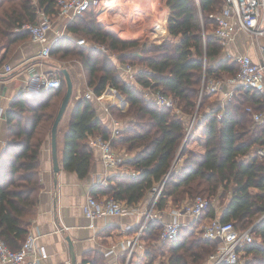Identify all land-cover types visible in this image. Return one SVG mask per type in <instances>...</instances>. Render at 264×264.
Wrapping results in <instances>:
<instances>
[{"label":"trees","instance_id":"obj_1","mask_svg":"<svg viewBox=\"0 0 264 264\" xmlns=\"http://www.w3.org/2000/svg\"><path fill=\"white\" fill-rule=\"evenodd\" d=\"M55 1L0 0V49L8 53L29 37L27 31L17 29L26 22L35 23L39 12L55 13ZM165 2L169 9L168 36L158 45L123 40L104 30L91 10L85 11L77 22L83 29L82 37L89 36L108 48L111 55L119 53V61L127 60L131 66L141 68L135 73V83L123 79L108 53L95 47L77 45L70 48L67 45V56H77L96 96L104 93V97L111 98L112 89H116L128 103L127 110L121 112V137L114 143L118 141L127 151L135 150L126 164L136 174L112 173L103 193L131 204L142 199L148 190L153 191L154 196L162 184L155 204L159 210L169 199L180 205L192 200L197 193L207 194L209 205L205 213L181 226L173 240L161 238L160 220H148L139 237L144 240L146 264H155L157 259L159 264H203L216 243L203 238L199 231L196 234V228L205 217H216V200L225 203L218 217L221 221H231L239 230L253 226L255 241L245 248L251 256L248 264H264V216L253 224L254 218L264 213V157L255 153L256 146H264V124L255 123L246 110L247 107L259 109L263 95L238 86L236 95L223 107H210L209 110L216 92L207 84L203 85L204 80L222 79L238 70V64L230 58L211 63L218 59L222 49L213 31L225 0ZM197 15L201 16L202 26ZM162 31L161 24L156 34ZM61 78V87L46 89L38 102L19 97L6 111L10 138L0 153V236L14 250L25 241L29 219L37 210L42 186L38 174L39 150L50 134L65 93L66 84ZM147 89L171 96L182 116L172 107L145 97ZM109 109L117 117L115 106ZM191 122L190 131L203 127V153L188 148L193 138L192 131L186 136ZM89 135L107 138L109 131L95 117L93 99L83 97L72 108L61 159L63 168L75 172L79 178L88 174L92 160ZM183 140L179 155L183 163L179 169H172ZM160 238L162 241L157 244ZM103 262L100 255L99 260L89 264Z\"/></svg>","mask_w":264,"mask_h":264},{"label":"crops","instance_id":"obj_2","mask_svg":"<svg viewBox=\"0 0 264 264\" xmlns=\"http://www.w3.org/2000/svg\"><path fill=\"white\" fill-rule=\"evenodd\" d=\"M101 1L103 3L102 13L95 14L96 17L93 15L97 23L104 30L111 31L116 35V33L105 25L110 20L112 24L122 30L123 33L117 36L123 40L147 41L148 43L158 45L167 38L168 31L166 23L169 9L165 0ZM143 3L145 6H143ZM150 3H159L157 13L153 12V7ZM160 5L163 9L160 8ZM91 11L94 12L93 10ZM41 13L43 12L38 13L37 20ZM83 14L72 19L59 15L58 12L49 14L52 21L51 29L48 32V37L51 42V54L46 60L39 59L38 52L41 46L32 41L30 36L18 42L14 50L8 53H6L5 49H1L0 65H10L13 70L8 74H0V153L10 138L6 111L10 108L11 104L19 97L38 102L43 91L46 90L41 87L38 88L37 82L32 80L30 68H34L37 73L48 72L51 74H59L62 77L61 68H66L72 81L73 90L67 108L62 116V118L64 117L62 127L59 128L60 120L57 128V158L59 170L57 173L53 171L49 134L45 137L39 150L38 174L42 186L38 194L36 213L29 219L30 224L27 235L35 236L36 244L45 247L47 257L42 260V264H89L99 260L100 255L102 256L104 264H129V262L130 264H146L144 240L138 238L134 245L133 240L135 239L139 226L143 222L144 212L152 204L153 199L151 198L154 197L153 191L148 190L143 198L136 203L127 204L125 201H122L126 206L134 210L129 215L101 217L90 220L82 210V205L88 195H92L98 200L110 197L108 194L103 193V188L110 184L109 177L112 173H123L128 176H134L136 174V171L126 164V161L134 156L135 150L127 151L124 147L118 145V141L114 143V140L113 150L121 161L118 167L112 170H106L101 161L100 151L90 147L92 160L88 174L84 178H79L75 172L66 171L62 166L63 137L67 130L72 108L78 99L83 98L84 92L89 86L85 69L79 59L67 60V45H70V48L77 45L93 47L87 43L81 45L77 43L78 39L84 38L80 35L83 29L77 26V22L80 17H83ZM151 17L154 18V22L150 21ZM147 18L150 20H146ZM75 21L76 23L73 25ZM161 24L163 31L157 35L156 31ZM260 46H264V37H251L242 31H236L233 34L232 40L228 41L225 46H222L218 59L215 58L211 63L216 64L220 60L230 58L227 55L228 53L232 55L247 54L252 60L258 61L261 56ZM64 52L66 55H63ZM5 53L6 57L2 60V55ZM112 55L114 56L112 58L114 59L116 68L123 79L130 83H135V73L141 68L132 66L133 71L126 72L120 68L121 61L117 59L119 53H112ZM228 77L229 75H224L222 79H209L207 83L209 88L212 83L218 82L217 88H210L211 90H215L216 98L209 106V110L211 108L213 109V107H223L230 98L236 95V89L238 87L226 82ZM112 90L114 93L113 99H111L112 97H104V93L101 96L94 94L92 98L95 107V117L100 120L103 127L108 129L109 133L112 128V119H118L113 117L109 108L114 106L115 103L117 104L120 100H123L121 101V109L125 110L128 107V103L121 92L116 89ZM230 92L234 93L229 95ZM144 96L147 97L146 93H144ZM172 110L177 115H181L180 110H174V108ZM121 112L125 111L121 110ZM118 120L121 122L123 128L122 120ZM198 130H200L202 135V147L198 151L196 149L199 145L197 139L195 141L192 138L188 143V148L203 153L205 146L203 127H199L192 133L194 137L195 131ZM93 136L96 135H89L88 143L89 139ZM183 142L184 140L177 149L173 159L172 169H179L183 163V157L179 156ZM104 179L107 181V185L102 184ZM250 190L257 192L256 189ZM191 201H185L180 205H176L169 199L163 209L159 210L156 206L153 208V211L156 213V218L154 219L160 220L159 222H161L162 226L164 222H170L175 219L183 225H188L192 219L191 216L188 214L174 216V212L179 208L185 207V205L188 206ZM224 204H221L218 200L214 202L216 210V217L214 219H219L218 217L222 214ZM262 217L263 214L257 218V221ZM211 219L205 217L202 223H207ZM257 221L255 220L253 224H256ZM126 226H129V228L126 229ZM67 239L71 242V248L69 247ZM161 241L162 239L160 238L157 244ZM132 246L133 253L129 255V249ZM109 250L111 252L107 254ZM124 253H126L125 257L123 256ZM132 254L134 255L132 256ZM246 254L251 259V256L247 252ZM131 256L132 259H130ZM155 264H159V261L156 260ZM203 264H206V262Z\"/></svg>","mask_w":264,"mask_h":264},{"label":"built area","instance_id":"obj_3","mask_svg":"<svg viewBox=\"0 0 264 264\" xmlns=\"http://www.w3.org/2000/svg\"><path fill=\"white\" fill-rule=\"evenodd\" d=\"M55 7L59 15L72 19L88 10L101 14L103 3L101 0H56ZM51 24V16L41 13L35 23L26 22L17 29L27 31L31 40L40 44L41 48L38 52V57L41 60L48 59L51 54V42L48 37ZM105 25L116 35L123 33L110 20ZM236 31H242L251 37H264V0H225L221 11L217 14L213 33L220 44L225 46L228 41L232 40L233 34ZM77 43L79 45L87 43L108 53V48L97 44L95 41L87 42L84 38H80L77 40ZM260 52L261 56L258 61L252 60L247 54L232 55L228 53V57L238 64V70L234 75L229 76L226 82L237 87L250 88L253 92L263 95L259 109L253 110L247 107L246 110L251 113L252 120L255 123L264 124V46H260ZM110 56L114 57L113 55ZM120 68L126 72L133 71L132 66L124 62L120 63ZM12 70L13 68L10 65H0V74H8ZM30 72L32 73L31 78L37 82L38 88L54 89L62 85V78L59 74L48 72L37 73L32 67L30 68ZM217 85L218 82H214L210 85V88L215 89ZM145 93L148 98L154 100L159 105L174 107L175 100L171 96L150 89H147ZM232 93L234 92H230L229 95H232ZM83 97L88 99L94 97V90L91 86L86 88ZM111 123L112 128L107 138L96 135L89 139L90 147L100 151L101 161L106 170L118 167L121 161L113 150V141L120 139L122 125L118 119H112ZM255 153L260 157H264V146H256ZM102 184L107 185L108 183L104 179ZM161 189L162 184L156 190L150 208L144 212V219L133 240V245L145 229L148 220L156 218L153 208L158 200ZM208 205L209 199L207 197L197 195L188 206L185 205V207L177 209L174 212V216L188 214L192 219H196L205 213ZM82 210L90 220L101 217L125 216L134 211L122 201L116 200L112 196L98 200L92 195L87 196L82 205ZM181 226L183 224L176 219L164 222L161 238L167 240L175 239ZM128 228L129 226H126V229ZM252 228L253 226H249L244 230H239L231 221H220L219 219H211L207 223H200L199 230L202 237L216 243V248L207 256L206 264H248L250 259L246 254L245 248L255 241ZM35 239V236L27 235L21 247L14 250L0 236V264H42V260L47 257V251L45 247L36 244ZM132 251L133 246L129 249V255ZM110 252L111 250L107 251V254Z\"/></svg>","mask_w":264,"mask_h":264},{"label":"water","instance_id":"obj_4","mask_svg":"<svg viewBox=\"0 0 264 264\" xmlns=\"http://www.w3.org/2000/svg\"><path fill=\"white\" fill-rule=\"evenodd\" d=\"M61 73L63 74L64 81L66 84V89L64 96L60 102L58 111L56 113V116L53 120V123L51 125L50 129V150H51V157H52V166H53V171L54 173H57L59 170V164H58V158H57V128L59 125V122L67 108V105L69 103V100L71 98L72 90H73V85L71 78L69 76V73L66 68H61ZM185 142V140H184ZM183 142V145H184ZM182 145V146H183ZM69 247L71 248V242L69 239H67Z\"/></svg>","mask_w":264,"mask_h":264},{"label":"rangeland","instance_id":"obj_5","mask_svg":"<svg viewBox=\"0 0 264 264\" xmlns=\"http://www.w3.org/2000/svg\"><path fill=\"white\" fill-rule=\"evenodd\" d=\"M151 5H152V7H153V12H155V13H157L156 11H157V9H159V3H150ZM149 5V4H148ZM143 6H145L144 5V3H143ZM160 8L161 9H163V7L160 5ZM93 14L95 15V14H97V13H94L93 12ZM95 17H96V15H95ZM142 17V16H141ZM143 19V18H142ZM146 20H150L149 18H147ZM197 20H198V22H199V24L202 26V20H201V16L200 15H197ZM150 21H153L154 22V18H152L151 17V20ZM156 21V20H155ZM130 22V21H129ZM211 27L212 26H210L209 28H210V30H211ZM109 32H111V31H109ZM112 33V32H111ZM84 39H85V41H87V42H91V41H93V39L91 40L90 39V37L89 36H85L84 37ZM0 51H1V49H0ZM108 54L109 55H111V53H110V51H108ZM69 56H72V55H69ZM69 59H77L78 60V58H77V56H74V57H72V58H69L68 56H67V60H69ZM125 63V62H127V60H124V61H121L120 63ZM208 81V79H206V80H204V82H203V85H204V83H205V85L208 83L207 82ZM113 95H114V93L112 92V98L111 99H113ZM118 97V96H117ZM107 99V98H106ZM118 100V99H117ZM119 101V100H118ZM121 101H123V100H120L117 104L115 103V108L117 109H115L114 111V114L117 116V117H119L118 119H120V117H122L121 116V110L122 111H126L127 110V108L125 109V110H123V109H121V106H122V103H121ZM174 110H176V109H178V110H180L178 107H177V104H176V101H174ZM113 117H115L114 115H113ZM117 117H115V118H117ZM193 120V119H192ZM63 122H64V117L61 119V123H60V127L59 128H61L62 127V124H63ZM192 124V122L190 123V125ZM189 126H187V135H188V133H189ZM191 131H192V129H191ZM190 131V132H191ZM194 131V130H193ZM192 131V132H193ZM191 134V133H190ZM193 139L195 140V139H197V142H198V146L196 147V149L199 151V149L202 147V135H201V133H200V130H198V131H195V135H194V137H193ZM196 141V140H195ZM202 195V196H204V197H207V194H205V193H197V195ZM208 198V197H207ZM257 218H259L258 216L257 217H255L254 219L257 221L258 219ZM202 223V222H201ZM198 227L196 228V234H198V230H199V225H197ZM199 232H200V230H199ZM254 236V235H253ZM255 237V236H254ZM158 261H159V259H157Z\"/></svg>","mask_w":264,"mask_h":264}]
</instances>
